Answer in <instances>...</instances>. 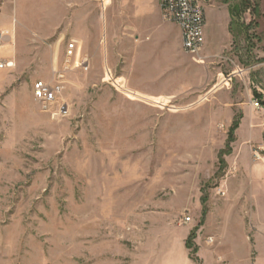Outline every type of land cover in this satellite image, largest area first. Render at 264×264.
Returning a JSON list of instances; mask_svg holds the SVG:
<instances>
[{"label":"rangeland","instance_id":"rangeland-1","mask_svg":"<svg viewBox=\"0 0 264 264\" xmlns=\"http://www.w3.org/2000/svg\"><path fill=\"white\" fill-rule=\"evenodd\" d=\"M216 1L230 47L212 61L184 52V84L142 91L76 40L83 0H0V61L12 62L0 68V264H181L183 245L200 264L197 232L218 264L233 245L247 264L242 234L264 229V126L250 105L264 89V0ZM58 74L60 103L43 110L32 84Z\"/></svg>","mask_w":264,"mask_h":264},{"label":"crops","instance_id":"crops-1","mask_svg":"<svg viewBox=\"0 0 264 264\" xmlns=\"http://www.w3.org/2000/svg\"><path fill=\"white\" fill-rule=\"evenodd\" d=\"M160 2L161 0H83L82 35L76 40L81 39L85 48H90L91 42L96 41L100 57L108 65L109 71L116 73L118 81L134 80V88L142 91L145 90L144 86L149 91V87L151 90L153 86L167 82L168 86H181L187 78V58L181 47L179 27L174 22L162 19ZM206 3L204 41L199 53L202 58L212 61L220 51L230 47L232 36L229 33L227 11L220 7L216 0H206ZM209 20L217 23L220 29L215 25V31H212L209 28ZM93 24L95 30L91 31ZM120 59L123 66L118 69L117 63ZM257 89L264 98V89ZM142 91L140 92L143 95H151ZM253 230L259 238L247 236V230L242 234V238H246L248 242L247 264H259L256 242H264V229ZM208 236L212 235L207 234L204 239ZM202 239L197 232L194 243L200 264H218L221 257L217 255L218 260L216 256L213 257L220 254L218 247L208 246ZM220 243L221 240L218 239V246ZM228 250L223 254L227 264H246L245 254L242 255L234 245ZM180 262L195 264L184 245L180 251ZM129 264H134V256Z\"/></svg>","mask_w":264,"mask_h":264},{"label":"built area","instance_id":"built-area-1","mask_svg":"<svg viewBox=\"0 0 264 264\" xmlns=\"http://www.w3.org/2000/svg\"><path fill=\"white\" fill-rule=\"evenodd\" d=\"M205 2L206 0H162L160 4L161 15L164 20L174 22L180 30V39L182 50L191 55H197L204 41V25H205ZM0 33V40L2 39ZM75 43L71 41L66 45V58L69 60L75 55ZM80 66L86 68L88 65L87 58H82L79 62ZM12 62L0 61V68L11 66ZM61 74L56 76L53 82L36 80L32 84V95L40 104L43 110L59 104L60 96L63 90ZM250 105L262 113L261 124L264 126V98L253 97ZM62 105L59 109H61ZM259 158L258 155L255 156ZM223 195L222 190L217 191ZM190 217L184 218V223H188ZM207 242L213 241L212 236L206 238Z\"/></svg>","mask_w":264,"mask_h":264},{"label":"trees","instance_id":"trees-1","mask_svg":"<svg viewBox=\"0 0 264 264\" xmlns=\"http://www.w3.org/2000/svg\"><path fill=\"white\" fill-rule=\"evenodd\" d=\"M235 125V124H234ZM194 237V234H193V232H191L190 234H189V238L190 239H192ZM195 250V249H194ZM190 258H192L193 259V257H190Z\"/></svg>","mask_w":264,"mask_h":264}]
</instances>
